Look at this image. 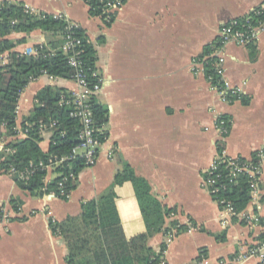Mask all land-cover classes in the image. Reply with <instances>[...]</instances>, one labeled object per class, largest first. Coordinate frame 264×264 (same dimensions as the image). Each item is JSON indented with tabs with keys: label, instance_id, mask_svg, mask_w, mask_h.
<instances>
[{
	"label": "crops",
	"instance_id": "obj_1",
	"mask_svg": "<svg viewBox=\"0 0 264 264\" xmlns=\"http://www.w3.org/2000/svg\"><path fill=\"white\" fill-rule=\"evenodd\" d=\"M3 2L22 4L39 14L61 15L83 29L97 52L102 90L96 98L108 108L109 122L97 165L79 174L78 188L68 201L53 194L33 197L19 188L13 176L0 173V209L13 218L0 222V264H67L66 242L53 234L49 220L61 222L80 215L81 204L106 195L116 174L127 165L149 184L161 206L171 211L163 231L150 238L149 247L160 251L170 223L185 228L166 245L160 264H259L257 257H248L247 250L264 242V164L261 199L245 210L258 218L253 224L231 219L203 182L220 144L229 157L251 158L264 149V26L253 44L254 54L236 43H229L224 51L226 79L240 88L248 105L241 100L224 102L205 74L193 71L192 64L219 38L225 24L264 6V0H127L109 26L102 17L91 16L83 0ZM8 38H25L15 51L29 56L37 55V46L48 45L49 40L41 30ZM7 58L8 54L1 56L0 65ZM49 86L71 94L78 90L72 79L41 76L20 96L18 127L33 109L36 95ZM219 117L229 122L225 140L215 127ZM24 137L19 134L18 138ZM50 137L44 135V152ZM53 179L49 172L47 180ZM115 193L126 238L145 233L132 183L116 186ZM13 198L23 203L19 213L10 205ZM224 221L229 224L225 226ZM189 224L194 227L191 231Z\"/></svg>",
	"mask_w": 264,
	"mask_h": 264
},
{
	"label": "trees",
	"instance_id": "obj_2",
	"mask_svg": "<svg viewBox=\"0 0 264 264\" xmlns=\"http://www.w3.org/2000/svg\"><path fill=\"white\" fill-rule=\"evenodd\" d=\"M89 6V14L105 18L104 6L111 0H83ZM114 20L107 25H111ZM264 25V6L258 7L244 17L237 18L225 24L227 28L247 32L249 29ZM66 22L53 16L39 14L28 10L22 4L3 2L0 4V57L8 54L7 62L0 65V145L6 142L0 151V173L9 174L16 170L14 181L20 189L31 196L42 198L54 194L57 198L68 201L71 194L78 188L79 174L86 169L80 158H69L74 148L80 143V133L83 129L82 120L73 117L75 107L69 103L72 95L64 89L46 87L36 95V103L29 115L25 117L20 127L17 124V107L21 94L41 76L48 75L54 79H73L76 74L68 55L61 51L66 34ZM41 30L49 38L48 45L37 46V55L29 56L18 53L15 48L26 41L11 40L12 34L29 35ZM73 32L80 40L76 52H79L80 69H83L88 82L93 84L96 79L92 74L96 71L97 52L86 33L80 27H74ZM220 42L218 38L216 41ZM214 42V43H215ZM213 43V44H214ZM213 44L206 46L199 60L208 56ZM248 47L254 50L253 44ZM212 74L207 72L206 77ZM64 99V103L60 102ZM243 105L249 100L241 96ZM91 116L94 127L98 130L105 128L109 122V110L101 105L96 97L90 101ZM226 118V117H224ZM227 120V119H226ZM19 131L26 132V137L18 138ZM43 131H51L50 145L47 152L41 149L44 140ZM100 142L105 143L108 137L106 131H97ZM11 139V140H9ZM223 146L220 144L219 150ZM68 158L60 165L56 158ZM30 165L33 167L30 168ZM54 165V179L47 184L45 179L48 171L44 167ZM27 169L34 172L27 180H21L20 174ZM131 182L145 221V233L127 239L115 204V187L124 182ZM62 183V187L60 186ZM238 185L228 189L221 195L229 199L237 212L244 211L251 200V185L245 175L237 179ZM22 201L16 198L10 200L14 213H19ZM161 206L151 193V187L142 178L137 177L128 165L123 172L117 173L110 191L99 200L83 202L81 214L68 216L59 222L49 220L53 234L64 239L68 248L67 264H160L167 248L161 245L156 253L148 243L151 237L163 231L165 218L170 214ZM4 208L0 209V222L3 220ZM9 221L13 218L8 217ZM20 220H25L21 218ZM238 221L237 218H233ZM245 224V222H242ZM177 234L183 231V226L176 222L170 223ZM264 241V235L261 236ZM204 252L198 260H202Z\"/></svg>",
	"mask_w": 264,
	"mask_h": 264
},
{
	"label": "built area",
	"instance_id": "obj_3",
	"mask_svg": "<svg viewBox=\"0 0 264 264\" xmlns=\"http://www.w3.org/2000/svg\"><path fill=\"white\" fill-rule=\"evenodd\" d=\"M127 0H111L107 2L104 6L105 13V23L112 22L117 12L124 6ZM33 12V11H32ZM57 20H64L66 22V34L64 37V44L61 47V51L68 55L70 65L76 69V74L73 79L76 82L78 90L72 93V98L69 103L75 107V112L73 117L81 118L83 129L80 133L79 139L81 143L73 149L71 158H80L84 161L86 168H92L97 165L100 153L103 145L105 143L100 142L99 137L96 132L102 133L105 129H96L91 116V104L90 101L93 97H97L102 90V79L99 74L95 71L92 76L96 79V82L91 84L87 81L86 75L83 69H80L81 62L79 61V52H76V48L80 44V40L75 37L73 28L77 27L66 18L61 15L53 16ZM264 26V25H263ZM249 29L247 32L236 31L232 33L230 28L225 25L221 28L219 39L220 42H215L211 53L205 56L201 60L193 62L192 68L196 73H203L205 76L207 72H212L208 75L207 79L210 83L211 89L215 91L220 98L227 103H233L240 100L242 96L241 90L238 87L231 85L226 79V57L224 54L225 48L229 43H236L241 46H248L250 44H255L260 29L263 27ZM79 27V26H78ZM64 103V99L60 104ZM216 130L222 140H225L229 134V122L224 117H219L215 123ZM19 134H23L26 137V132L19 131ZM52 135L51 131H43V135ZM5 145L1 143L0 150H3ZM114 157V153L111 152L110 158ZM68 158H56V164L60 165L62 162L66 161ZM264 164V149L257 152L251 158H241V157H229L225 153V150H219L210 168L205 172L203 186L211 195L213 200L219 205L221 210L228 214L232 218H237L247 224H253L258 221L255 215H250L245 210L242 212H237L232 204V202L224 198L221 194L226 192L228 189L236 187L238 185L237 179L245 175L249 179L251 185V200L249 204H258L260 196V183H261V173ZM33 167L30 165V168ZM49 172L53 173L55 169L54 165L44 167ZM33 170L27 169L20 174L21 180H27L33 173ZM54 174V173H53ZM10 176L16 175V170L11 169L9 171ZM55 177V176H54ZM45 182L49 184L51 181L47 180ZM62 187V183H60ZM53 194V193H52ZM54 195V194H53ZM173 216V214L171 215ZM9 213L4 211V220H8ZM229 223L224 221V225L227 226ZM193 225L189 224V230H193ZM177 235V230L173 229L167 232L165 245L172 242L173 238ZM248 257H257L260 261L259 264H264V242H260L247 250ZM205 261V260H204Z\"/></svg>",
	"mask_w": 264,
	"mask_h": 264
},
{
	"label": "rangeland",
	"instance_id": "obj_4",
	"mask_svg": "<svg viewBox=\"0 0 264 264\" xmlns=\"http://www.w3.org/2000/svg\"><path fill=\"white\" fill-rule=\"evenodd\" d=\"M55 176V175H54Z\"/></svg>",
	"mask_w": 264,
	"mask_h": 264
}]
</instances>
